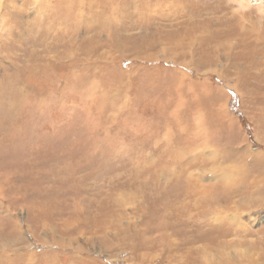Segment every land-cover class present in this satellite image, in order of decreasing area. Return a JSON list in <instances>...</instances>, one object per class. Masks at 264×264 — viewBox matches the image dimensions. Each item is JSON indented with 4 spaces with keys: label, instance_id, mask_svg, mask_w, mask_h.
Here are the masks:
<instances>
[{
    "label": "rangeland",
    "instance_id": "obj_1",
    "mask_svg": "<svg viewBox=\"0 0 264 264\" xmlns=\"http://www.w3.org/2000/svg\"><path fill=\"white\" fill-rule=\"evenodd\" d=\"M0 264H264V0H0Z\"/></svg>",
    "mask_w": 264,
    "mask_h": 264
},
{
    "label": "bare ground",
    "instance_id": "obj_2",
    "mask_svg": "<svg viewBox=\"0 0 264 264\" xmlns=\"http://www.w3.org/2000/svg\"><path fill=\"white\" fill-rule=\"evenodd\" d=\"M179 48V47H178ZM179 51V50H178Z\"/></svg>",
    "mask_w": 264,
    "mask_h": 264
}]
</instances>
